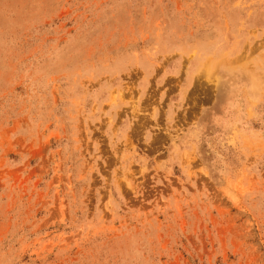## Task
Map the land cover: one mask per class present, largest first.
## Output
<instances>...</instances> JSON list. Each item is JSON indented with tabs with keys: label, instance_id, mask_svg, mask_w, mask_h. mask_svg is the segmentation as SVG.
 I'll use <instances>...</instances> for the list:
<instances>
[{
	"label": "rangeland",
	"instance_id": "rangeland-1",
	"mask_svg": "<svg viewBox=\"0 0 264 264\" xmlns=\"http://www.w3.org/2000/svg\"><path fill=\"white\" fill-rule=\"evenodd\" d=\"M0 264H264V0H0Z\"/></svg>",
	"mask_w": 264,
	"mask_h": 264
}]
</instances>
